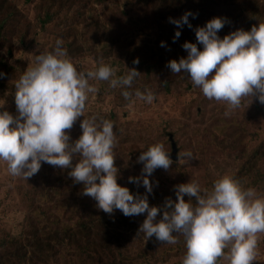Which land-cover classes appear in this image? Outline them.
<instances>
[{
	"label": "clouds",
	"instance_id": "9594fccd",
	"mask_svg": "<svg viewBox=\"0 0 264 264\" xmlns=\"http://www.w3.org/2000/svg\"><path fill=\"white\" fill-rule=\"evenodd\" d=\"M189 16L193 13L186 12L179 20L170 18V22L178 28L185 24L192 28ZM225 23L224 18L216 17L196 28V39L203 49L185 42L182 47L187 57L170 60L166 66L173 74L187 73L207 99L222 101L230 110L239 108L246 97L264 105V23L221 38L218 32ZM180 35V31L175 32L174 42ZM133 63L139 64V59ZM128 69L127 74L117 77L116 69L101 61L94 71H78L58 38L51 50L35 55L15 83L18 115L0 112V161L6 163L10 175L25 180L38 173L42 162L70 169L73 182L83 184L82 194L93 198L106 214L115 210L126 217L147 213L138 230L147 240L155 236L161 243L175 244V234L182 235L186 244L182 264H218L220 259L227 264H253L258 234L264 233V197L254 189L243 188L225 174L214 181L211 191L202 190L194 181L175 185V201L166 198L162 207H150L147 194L153 192V185L149 177L157 168L169 170L173 163L163 143L142 151L137 160L143 163L141 175L128 178L130 183H142L146 194L133 195L117 183L114 124L96 115L85 118L84 112L88 94L97 91L89 83L92 79L124 89L121 94L130 103L138 99L151 104L156 98L151 89L127 90L141 74L136 68ZM82 116V135L70 142L69 131ZM182 157L192 159L193 154L179 153L178 162Z\"/></svg>",
	"mask_w": 264,
	"mask_h": 264
},
{
	"label": "trees",
	"instance_id": "16d2710c",
	"mask_svg": "<svg viewBox=\"0 0 264 264\" xmlns=\"http://www.w3.org/2000/svg\"><path fill=\"white\" fill-rule=\"evenodd\" d=\"M87 5H91L93 19L85 23L86 29H92L91 34L104 33L112 35L106 22H103L96 12L98 6H102L111 0H82ZM148 8L150 16L154 17V45L151 51L157 56L158 61L154 63V68L143 61L136 64L137 71L142 70L147 73L154 72L156 79L165 69L171 72L166 65L170 60H177L186 52L182 47L185 42L195 43V29L203 27L213 18L220 17L226 20L222 30L218 35L223 38L225 35L237 29L250 31L253 25L258 26L264 23V0H141ZM33 0H25L24 4H29ZM186 12L193 13L188 20L192 25L187 24L178 28L170 22L179 20ZM62 0H49L44 14L37 16L32 23L21 11L19 5L12 0H0V51L6 50L11 57L16 44L24 45L31 43L39 30L49 29L53 23L62 16L67 15ZM148 14L146 16L150 17ZM131 17V15H130ZM129 21L132 18L128 19ZM144 22V21H143ZM145 24V22H144ZM77 24H73L75 27ZM180 31L181 35L175 39V32ZM164 42L165 46H161ZM72 47H77L76 40L72 42ZM127 61H123L122 68H127L133 61L132 53L127 54ZM110 56L101 55L100 62L109 61ZM121 61L124 57L119 58ZM132 60V61H131ZM118 62H114L116 65ZM25 67L11 65L5 57L0 56V88H4L5 81L15 79L17 73L19 78L24 74ZM126 72L120 71V75ZM170 74V73H169ZM184 76L189 77L186 73ZM168 77H171L168 75ZM145 78L140 75L134 80L132 91L145 90ZM182 80L175 84L174 80L161 79L160 91L165 94H172L178 88ZM15 91V87L11 86ZM121 88L118 90L120 91ZM124 89H122L123 91ZM178 94L180 89L177 90ZM120 95L122 96L121 92ZM123 97V96H122ZM124 98V97H123ZM129 102V101H127ZM241 102V109L245 105ZM190 104L185 111L191 114ZM255 112L248 116L252 121L264 113V107L259 106L258 101L254 102ZM248 109L245 106L244 111ZM247 113V112H243ZM97 117L108 119L114 124L116 133V145L114 147L115 166L118 168L117 183L127 187L133 195L139 193L146 194V189L141 185L130 183L128 178L139 177L143 168V163H137L141 154L139 149H132L129 152L123 150L127 132L118 124L117 116L114 114H94ZM226 118L218 116L217 122L213 126L215 133L222 134L229 138L235 151L240 154V164L237 167V174L234 177L245 189H254L255 193H264V136L259 141L251 139L248 133V122L242 118ZM82 121V120H81ZM81 121L79 122L81 124ZM246 121V122H245ZM181 129L189 130L187 124ZM155 131V130H154ZM203 130L193 128L190 131V140L198 143V149L207 152L209 145L214 143L202 135ZM172 130L165 132L159 129L158 140L153 141L148 138L145 149L155 143L172 146L174 136ZM70 142L76 141L82 133L75 130L69 131ZM171 137L173 140H171ZM183 137V135H182ZM140 142L144 141L139 137ZM255 142V143H254ZM187 149V147L185 146ZM217 149V146H215ZM183 150V146L181 148ZM188 150V149H187ZM202 152V153H204ZM120 156H123L122 159ZM174 161V160H173ZM76 160L74 159L73 163ZM70 169H61L56 166L42 162L38 171L41 179V189L37 197L32 200L29 212L25 217L23 229L18 235H10L0 241V264H156L160 256L155 257L154 247L162 244L153 236L147 240L143 233L138 234L140 225L146 219L147 213L139 216L126 217L119 210H115L112 215L106 214L98 209L97 202L82 194L83 184L74 183L68 175ZM168 171V170H167ZM162 168H157L149 177L153 185V192L148 195L149 206L162 207L166 198L176 200L175 190L166 188L160 179V174L167 172ZM185 201L189 199L187 195ZM192 203H195L193 198ZM162 212L157 220L162 217ZM148 241L145 242L144 238ZM178 243L172 247L170 245L164 250L170 256L173 250L185 248L184 237L177 238Z\"/></svg>",
	"mask_w": 264,
	"mask_h": 264
},
{
	"label": "rangeland",
	"instance_id": "374dc122",
	"mask_svg": "<svg viewBox=\"0 0 264 264\" xmlns=\"http://www.w3.org/2000/svg\"><path fill=\"white\" fill-rule=\"evenodd\" d=\"M12 1L19 5L22 13L32 23L36 21L37 16L44 14V9L47 8L49 2V0H33L29 4H24L25 0ZM62 4L68 11L67 15L62 14L48 30H39L31 43L16 44L11 57L7 55L6 50H1L0 56L5 57L9 64L25 67L26 70L33 63L35 55L46 49L51 50L59 38L63 40V47L78 71L96 70L100 64L101 55L110 56L109 61L103 63L116 69L117 77L120 71L128 72V68H136L138 64H134L133 61L137 58L139 64L144 61L146 65L150 64L154 68V63L158 61V57L154 56V52L150 50L154 45V33L151 31L153 29H150L154 28V17L149 15L148 8L141 0H111L96 8L99 17L106 22L112 32L109 36L107 31L91 34L92 29L84 27L85 23L93 19L91 5H87L82 0H62ZM147 14L150 17L146 16ZM129 18L132 20L129 21ZM73 24L77 25L71 28ZM74 40H76L77 47L71 48L70 44ZM197 47L199 50L203 49L198 42ZM129 53L133 54L134 59L127 68H122L123 61L129 58L127 56ZM187 54L186 51L181 57L186 58ZM122 56L124 59L121 61L119 58ZM114 62L118 63L115 65ZM140 73V78L146 77L145 88L151 89L155 94L156 98L151 104L138 99L135 103L127 102L120 95L122 89L119 91V87L112 88L109 81L92 79L89 83L95 86L97 91L88 94L85 118L94 114L116 115L118 124L127 132L122 147L126 152L132 149H139L142 152L145 149L144 142L148 138L153 141L158 140L159 129L165 132L172 130L173 134L177 132V136H174L177 156L179 153L190 151L193 158L182 157L179 162L178 159L173 161L170 157L173 153L171 143L169 146L164 145L165 151L169 152V157L173 161L170 169L159 175L166 188L174 189L175 185L194 181L200 185L202 190L211 191L214 181L219 177L227 174L234 178L240 164V154L234 150L229 138L215 133L213 126L218 116L237 118L236 121L244 118L248 122L247 130L251 139L259 141L264 136V113L252 121L249 120L255 112L254 102L258 99L253 98L252 100L251 97H246L242 100L246 104L241 109L230 110L222 101L207 99L201 89L193 84L190 77L184 76L186 73L173 74L165 69L156 79H154V72L146 74L142 70ZM19 76L17 73L15 79L5 81L4 88H0V112L7 110L13 116L18 115L14 99L15 91L11 86L15 85ZM161 79H173L175 84L179 83V80L182 82L172 94H165L160 91ZM190 104H192L191 114H188L185 111ZM258 104L264 107L259 101ZM245 106L248 107L246 111H244ZM226 112H228L227 115H225ZM83 119V116L78 118L71 130L82 133L79 122ZM184 124H187L189 128L186 132L181 129ZM193 128L203 130L202 135L205 140L209 139L214 143V145H209L207 152L198 149V143L190 140V131ZM139 137L145 140L140 142ZM182 146L183 150H181ZM120 157L125 159L123 156ZM262 166L264 168V164ZM40 181L39 173L28 180L13 177L9 174L6 163L0 161V241L10 235H18L22 231L31 202L40 192ZM257 195L264 197V193ZM175 235L176 238L183 237L180 234ZM144 240L148 242L145 238ZM178 241L177 239V243ZM177 243L170 245L173 247ZM170 245L166 243L154 247L155 257L160 256V258L157 257L156 264H182L186 246L180 251L179 249L173 250L169 256L164 250ZM218 264H227V261L220 259ZM253 264H264V233L258 234L257 256Z\"/></svg>",
	"mask_w": 264,
	"mask_h": 264
},
{
	"label": "water",
	"instance_id": "95a60500",
	"mask_svg": "<svg viewBox=\"0 0 264 264\" xmlns=\"http://www.w3.org/2000/svg\"><path fill=\"white\" fill-rule=\"evenodd\" d=\"M171 140H173L172 137ZM172 149H173V153L170 155V157L172 158V160L176 161L178 159L177 148H176V144L173 141H172Z\"/></svg>",
	"mask_w": 264,
	"mask_h": 264
}]
</instances>
